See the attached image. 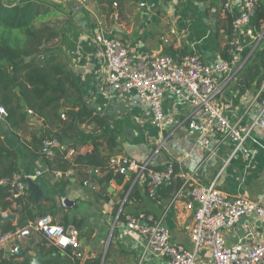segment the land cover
<instances>
[{"label": "crops", "instance_id": "obj_1", "mask_svg": "<svg viewBox=\"0 0 264 264\" xmlns=\"http://www.w3.org/2000/svg\"><path fill=\"white\" fill-rule=\"evenodd\" d=\"M141 2L145 4L141 6ZM222 5L223 0H121L111 6L109 13H103L96 0L66 2V8L72 12L60 51L66 54L86 107L75 120L66 113L64 117L60 115L65 121L60 131L64 132L63 137L57 138L79 150L82 153L79 156L96 148L100 156L95 153L97 158L105 165L75 163L77 156L55 155L51 160L44 157L40 153L41 144L33 139L40 129H46L39 117L30 119L25 129L19 131L21 140L10 133L5 123L0 124V135L16 151L20 173L32 175L42 191L38 202L33 199L34 204L40 203L58 223L77 228L78 249L82 254L79 264L98 257L101 264H169L166 257L152 252L141 237L123 226L125 214L143 212L161 218L172 242L187 249L192 246L189 237L192 214L184 206L185 198L179 196L181 178L160 187L155 201L147 196L135 174L122 175L111 170L107 159L112 155L149 160L155 168L173 160L183 172L193 173L199 183L214 180L219 189L240 193L264 205V128L254 124L264 118L255 98L261 86L255 88L254 81L250 87H242L241 69L233 74L229 71L214 74L219 88L216 102L230 120H239L241 130H249L244 143L249 153L246 156L238 149L233 152L235 142L219 135L211 137L212 152H209L200 145L199 134L187 127V119L197 117L198 112H192L191 105L172 91L165 92L164 112L181 124H168L160 130L152 124L147 105L134 92L122 95L108 86L103 54L93 38L99 27L106 35L121 40L138 57L196 52L205 63L214 65L222 60L221 53L228 41ZM240 8L241 0H232L229 12L236 16ZM258 34L261 33L255 31L251 20L237 34L240 54L245 59L243 66L258 46ZM63 165L67 167L61 169L59 166ZM47 167L64 174L35 175L37 170ZM19 208L12 203V209L0 210V222L8 220L15 225L18 219L15 209ZM118 213L121 218H116ZM245 225L253 229L257 240L264 239V220L255 215L242 216L225 227L222 236L227 243H234L245 235ZM13 246L16 251L11 250ZM50 248V243L36 231L0 246V257L15 262L28 257L30 264H46L50 258L55 264H67L64 260L67 251H59L57 255L49 253Z\"/></svg>", "mask_w": 264, "mask_h": 264}, {"label": "built area", "instance_id": "obj_2", "mask_svg": "<svg viewBox=\"0 0 264 264\" xmlns=\"http://www.w3.org/2000/svg\"><path fill=\"white\" fill-rule=\"evenodd\" d=\"M141 2L140 5H144ZM232 0H223V9L229 11ZM256 8L255 0H241L239 14L233 16L232 36L229 41L228 59H222L214 65L204 62L199 53H185L173 56L158 53L138 57L119 39L106 35L99 27L93 33L94 41L100 46L106 70L105 83L119 94L134 92L148 107L151 122L158 129L168 124L180 125L181 122L164 112L163 102L166 91H172L183 101L191 105L197 117L187 119V127L199 134V143L212 152L210 139L212 136L229 138L235 142L233 152L241 150L248 155L249 149L244 143L249 130H241L239 120H230L215 99L218 86L214 80L215 73L239 71L244 63L241 57V46L237 39L239 30L250 22ZM261 35L257 36L260 40ZM233 70V71H232ZM264 112V79L256 97ZM6 110L0 106V121H4ZM64 117V114H61ZM264 128V118L254 121ZM57 152L63 157H76L82 154L69 147L57 137H45L42 140L41 153L47 159H53ZM111 170L117 174L132 173L139 179L147 195L157 201L158 189L181 178L179 196L185 198L184 206L192 214V225L189 232L191 249L176 245L171 240L168 228L161 218L140 212L136 215L125 214L123 226L141 237L145 246L159 256L168 259L169 264H264V239L257 240L253 229L245 225V235L234 243H227L222 230L234 224L242 216L255 215L264 220V205L240 193L230 194L216 186L215 181L202 184L196 181L191 172H183L176 167L173 160L164 166L155 168L149 160L138 161L124 155H112L107 161ZM51 172L61 176L62 171L48 168L37 170L35 175ZM26 177L15 172L11 178L1 183L9 184L12 198L26 194ZM15 203V202H13ZM121 214H117L116 218ZM41 233L49 243L59 251L73 249L78 251V230L66 227L45 214L28 222L15 231L0 235V246L8 241L33 232ZM250 239V241H248ZM12 251H16L13 246ZM203 252L201 253V251ZM1 264V262H0Z\"/></svg>", "mask_w": 264, "mask_h": 264}, {"label": "trees", "instance_id": "obj_3", "mask_svg": "<svg viewBox=\"0 0 264 264\" xmlns=\"http://www.w3.org/2000/svg\"><path fill=\"white\" fill-rule=\"evenodd\" d=\"M67 1L70 0H0V106L6 110L4 121H0V124L5 123L10 133L15 134L18 140H21L19 131L25 129L30 119L38 117L41 118L42 127L46 129H40V133L33 135L35 142L42 145L45 137H63L64 130L60 129L65 121L60 115L66 113L75 120L81 115L80 110L86 107L75 74L67 64L66 54L60 51L72 12L65 6ZM96 1L103 13H109L112 5L116 6L121 2ZM255 3L251 21L255 31L262 35L256 48L258 52L254 50L251 53L246 64L242 66L240 75L244 80L242 87H250L255 81L254 87L259 88L264 79V0H255ZM224 11V32L228 41L221 56L225 60L228 59L233 16L229 11ZM96 150L94 148L91 153L78 155L74 159L75 163L104 166L105 162L97 158L100 156ZM56 155L63 157L61 152ZM49 165L52 167L51 163ZM59 167L65 169L67 166ZM15 172H20L17 153L0 135V210L12 209L13 202L20 206L15 209L18 213L15 225L8 220L0 222V235L15 231L46 214L40 203L34 204L32 194L28 190L26 194L12 198L9 184L1 182L11 178ZM118 218H121V215ZM46 241L49 243L48 239ZM50 245L49 253L60 255L58 248ZM64 251H67V258L64 259L67 264L81 262L73 249ZM0 262L30 264L28 257L22 262L0 257ZM83 263L101 264V260L99 257L94 261L85 259ZM46 264L55 263L48 258Z\"/></svg>", "mask_w": 264, "mask_h": 264}, {"label": "water", "instance_id": "obj_4", "mask_svg": "<svg viewBox=\"0 0 264 264\" xmlns=\"http://www.w3.org/2000/svg\"><path fill=\"white\" fill-rule=\"evenodd\" d=\"M25 182H26V185H27V190L29 192H31L34 201L38 202V200L40 199V197L42 195V191H41L39 185L31 177H26L25 178ZM104 257L105 256H103L102 261H103Z\"/></svg>", "mask_w": 264, "mask_h": 264}, {"label": "rangeland", "instance_id": "obj_5", "mask_svg": "<svg viewBox=\"0 0 264 264\" xmlns=\"http://www.w3.org/2000/svg\"><path fill=\"white\" fill-rule=\"evenodd\" d=\"M258 35H261V34H258Z\"/></svg>", "mask_w": 264, "mask_h": 264}]
</instances>
